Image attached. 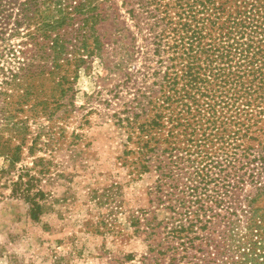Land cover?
Returning a JSON list of instances; mask_svg holds the SVG:
<instances>
[{"label": "rangeland", "instance_id": "1", "mask_svg": "<svg viewBox=\"0 0 264 264\" xmlns=\"http://www.w3.org/2000/svg\"><path fill=\"white\" fill-rule=\"evenodd\" d=\"M25 1H12L13 16ZM100 1L107 18L99 26L102 56L88 58L76 75L74 67L62 72L73 87L65 96L57 90L59 74L37 76L29 101L14 90L4 95L0 72L1 141L9 140L11 150L22 147L12 170L0 154V264H263L264 115L242 146L239 177L221 196L210 193L200 204L189 203L191 210L205 207L188 219L189 205L184 208L177 196L170 201L156 195L159 176L155 168L140 169L137 140H129L137 130L115 117L143 101V71L157 66L145 41L141 0ZM69 38L75 50L78 42ZM22 41L14 38L12 44L18 50ZM40 101L49 108L38 106ZM7 118L25 123L24 130L7 129ZM24 169L36 177L33 192L46 194L38 221L31 219L29 204L12 194ZM182 224L184 231L175 234Z\"/></svg>", "mask_w": 264, "mask_h": 264}, {"label": "trees", "instance_id": "2", "mask_svg": "<svg viewBox=\"0 0 264 264\" xmlns=\"http://www.w3.org/2000/svg\"><path fill=\"white\" fill-rule=\"evenodd\" d=\"M12 1L0 0V65L4 64L0 72L2 84L7 86L4 95L14 90L20 99L29 101L30 83L37 76L59 74L57 90L65 96L73 87L62 72L69 73L74 67L76 75L88 58L102 56L105 43L99 26L107 20L104 3L27 0L16 17L10 12ZM140 2L145 41L158 58L157 66H145L143 101L115 117L120 125L126 122L137 130L129 140H137L140 169L149 173L155 168L159 176L156 195L170 201L177 196L180 205H189L188 219L195 218L205 206L191 210L195 206L189 203L200 204L203 198L213 197L210 193L221 196V189L239 177L235 169L244 156L242 146L256 120L264 115V0ZM134 12L132 8L128 13L134 17ZM78 23L80 29L76 30ZM68 36L77 40L75 50H70ZM14 38L23 40L18 50L12 44ZM13 63L15 70H9ZM37 105L47 110L50 103L40 101ZM122 114L128 115L123 118ZM10 119H6L10 122L7 129L24 130L25 123ZM2 139L0 135V154L10 169H15L22 147L11 150L7 145L10 141ZM36 181L30 170L24 169L12 183V194L29 204L34 221L46 209L42 203L46 194L33 192ZM189 222L188 227H194L192 219ZM184 225L173 229L174 233L184 231Z\"/></svg>", "mask_w": 264, "mask_h": 264}]
</instances>
